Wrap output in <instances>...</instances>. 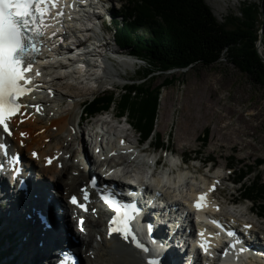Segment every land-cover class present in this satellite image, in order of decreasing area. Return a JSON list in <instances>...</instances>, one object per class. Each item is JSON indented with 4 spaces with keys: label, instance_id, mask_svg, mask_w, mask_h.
Returning <instances> with one entry per match:
<instances>
[{
    "label": "rangeland",
    "instance_id": "rangeland-1",
    "mask_svg": "<svg viewBox=\"0 0 264 264\" xmlns=\"http://www.w3.org/2000/svg\"><path fill=\"white\" fill-rule=\"evenodd\" d=\"M109 1L113 5V9L108 11L107 15L105 13L106 18L109 20L111 14L117 15L121 19L122 9L120 5L123 2L127 3L128 0ZM110 2H107V4H110ZM207 2L212 7L218 20L225 22L228 16L242 17V7L251 3L258 4L260 0H207ZM108 24L109 26H106L108 29L98 34L103 41L106 40L110 45V49L112 47L113 50H118L121 53L120 61L111 63L113 72L120 75L119 82L108 84L106 81L100 83V81H86L72 77L58 81L57 85L63 86V88L66 87L67 83L78 85V87L71 90V93L76 99L83 102L75 109L72 117L73 123L78 122L81 111L84 113L85 104L90 99L105 90L115 91L120 96L121 88L129 83V79L137 78L138 71L143 68V62L129 56L128 51L115 45L111 24L110 22ZM235 27L232 23L228 24L230 29ZM122 58L127 60L131 58L133 62L124 64ZM155 74L156 78L152 81L153 86L163 85L164 81L172 76H175V79L171 84L160 88L161 98L156 120L157 126H155V132L152 136L144 140L146 142L139 146L140 148H147L151 144L149 150L142 152V154L138 153L140 155L138 160L139 171L143 176L146 175L147 162L150 163L152 158L161 156L163 163H167V159L171 157L177 163L182 160L186 164L185 167L182 166L181 170L187 176L181 183L182 187L189 184V182L203 184V180L210 181L208 174L226 175L229 178L221 186L222 188H220L218 194L216 193V197L225 201L226 210H230V208L232 210V206H240L243 211L247 208V212L243 214L245 219L251 220L259 227L264 228V219L256 216V213H260L258 204L242 199L243 190L240 188L244 184L250 185L257 179V176L260 177V183H264V163L259 164V160L264 162V87L253 83L247 75L237 70L225 57L209 67H188ZM70 103L69 100L64 101L66 109L71 107ZM116 111L118 110L115 107L104 115L107 118L113 117L112 126L116 127L117 130H120V128L127 129L124 133L128 132L129 137L134 142L138 140L141 137L140 132L135 129L134 125L130 126L126 118H121L118 114L116 120L114 117ZM84 117H86L85 114ZM85 124L84 126H86ZM51 130L57 131V127L53 126ZM75 130L77 132L76 127ZM205 130H209L208 138L204 137ZM112 132L113 130L110 131V134ZM158 134L161 136L165 148H168V152L163 151L165 149H154L153 143ZM203 137L207 141L203 140ZM47 139L46 142H49ZM72 143L78 152H76V155L79 159L81 147L77 140L73 139ZM88 149L94 152L92 146H89ZM187 156L192 159L186 162L182 158ZM232 158L234 165L230 167L229 164ZM212 166L213 169L209 171ZM168 167L169 165L166 164L159 169L162 174L166 172L165 175L168 176L166 180L171 179V171L168 172ZM249 167L255 171L249 172L241 182L236 181L242 169L248 172ZM229 168H232L233 172ZM173 171L174 176H172V179H177L178 172L176 169ZM155 177L158 180L157 176ZM86 178H89V174L86 175ZM123 179H125V176ZM52 189H54L52 186L49 187L48 192ZM249 209H251V212H249ZM0 228H4L2 224H0Z\"/></svg>",
    "mask_w": 264,
    "mask_h": 264
},
{
    "label": "bare ground",
    "instance_id": "bare-ground-1",
    "mask_svg": "<svg viewBox=\"0 0 264 264\" xmlns=\"http://www.w3.org/2000/svg\"><path fill=\"white\" fill-rule=\"evenodd\" d=\"M74 26L77 25H73V27ZM71 30L72 29H69L67 26V34L70 33ZM98 33L99 30L95 29V39L99 36ZM106 47L110 50V45L108 43H106ZM96 49H101V47L98 46ZM59 59L58 55L49 53L45 63L52 62L53 64H57L59 63ZM87 59L92 60L95 58L86 56L85 60ZM95 61L96 63L98 62L97 59H95ZM122 61L124 64H131L133 62L131 58H129V60L122 58ZM100 62L101 64H91L90 62V64H88L90 68L87 69L85 67L80 69V66L71 64L70 68H72V70H70L69 75L64 73L66 72L65 69H62L63 67H66V65L50 64L47 66L44 70L48 72L46 76L49 79L45 82L44 92L38 94V96H36L31 102L35 107H40L39 109L42 110L43 116L36 115V110L33 108L29 111L31 113L27 115L25 122H17L18 119H14L12 122L14 129L17 130L13 131L12 135L8 138L15 148L21 149L24 156L30 158V161L34 163L31 166V171L34 173L35 179L31 178L30 180L37 179V184H34L33 190L31 189L30 191L31 193H25L22 199L16 189L5 187V184L0 180V187L4 186L8 190V192L0 190V217L3 218L1 224L4 229L8 228L20 234L22 245L16 249L19 253L23 252L22 262L20 264H49L53 257L52 253L54 246L58 243V236L59 240L61 239L62 241H65V235L62 232L63 228L61 226H65L67 231L71 232L73 235L75 234L76 238L80 240L78 248L85 264H145L144 259L140 257L139 252L135 251L134 246V243L136 244L137 242L142 241L140 235L137 236L136 233L135 239H131L129 244L126 240L117 239V236H114V234H108L107 222L109 221V218L107 217V214H105L104 208L101 204L95 200L92 201L91 209L88 214L85 215L88 216V221L86 220L84 223L85 233L82 234L77 230V220L74 219L76 213L75 208L68 203H65L70 194H81L80 187L83 185L84 180L86 183L87 174H97L98 169L106 164L109 166L113 165L112 167L118 165L122 166L126 171V175L133 172L132 165L137 169L139 168L138 160L140 155L134 151L128 154H123L121 151L124 149L127 152L129 147L135 146L141 139L139 138L134 142V140L130 138L127 141L124 140V143L120 145L119 140L126 139V136L129 137V133H124L127 129L120 128V131L113 126L111 128H114L121 133L117 135L115 141L103 139L104 141L100 143V151L97 155H93L88 149L85 156H79V159H77V150L73 147L71 141V138L74 135V123H76L72 122V117L74 116L75 109L80 106L83 101H79L71 93L72 89L78 87L77 84L67 83L65 88H63V86L60 87L57 84L58 81L65 78L69 79L71 77L86 81H100V83L104 81L108 84L118 83L120 75L113 72L111 63L104 59ZM68 76L71 77L67 78ZM50 92L53 96L48 95ZM67 100L71 101V107L66 109L64 101L66 102ZM115 115L117 116V113H115ZM78 122L80 123L81 119L78 120ZM53 126L57 127V131L54 132L51 130ZM21 131L26 133V138L24 140L18 136ZM109 131L111 130H107V133ZM46 138H48L47 140L49 142H46ZM56 140H58L57 143L53 145ZM21 141L24 142L25 146L20 145ZM107 146L110 147L109 150H106ZM25 149L26 151L24 152ZM112 150L116 151L117 155L109 157V153H111ZM34 153L37 154L36 159L32 157ZM55 154H60V158L57 161H52V165L47 164V157L49 156L53 158ZM100 158L104 159L98 165ZM174 161V158H172V162ZM59 165L62 167L59 168ZM148 167V173H152L151 166ZM140 168L142 167L140 166ZM181 169L178 168L177 170L178 173L176 177H178L179 180L187 177L185 176V172L181 171ZM165 173L166 172H163V174ZM141 174L142 173H140L139 176L134 172L133 176L137 178L136 180H141V182H143L145 174L144 176ZM170 175L172 179L174 174L171 173ZM152 176H155V174L151 175V177ZM157 176L158 180L156 177L153 179H156L158 181L156 185H159L166 178V175ZM202 182L203 184H190L189 188L192 189L198 185L205 186L208 183L204 180ZM51 186L54 188L51 190L53 198L57 201H61V207L65 209L66 216L64 215V217L67 220L69 219V222L67 223H58L60 219L59 214H56L54 206L48 204V188ZM18 199L21 200V202H19ZM214 203L223 208V206L217 203V201ZM36 205L39 209L49 213V220L53 224L52 226H54L55 232L54 229L46 230V228L43 227V224H41V220L36 215L33 216L35 221L26 218V212H31L30 207ZM226 211L236 218L238 217V214L241 213L237 210L231 209ZM196 216L199 219L207 220L202 212H198ZM149 217L155 223L154 228H152L150 232H152L153 236L156 235L159 237L162 245H166L167 248L165 252L161 253L157 245H150L151 243L142 241L141 243L145 242V245L148 247L146 251L142 250V254H147L149 256V253L152 251L158 262H160L161 259H164L166 261L165 264H185L186 259L183 263V254L180 251H175L173 249L169 236L170 234H168L162 225L156 221L155 213L149 214ZM252 222L253 221H246L247 224L257 225L255 222ZM141 233L146 235L147 231L143 228ZM245 244L247 246L252 244L258 250H261V246H264V244L259 243L257 238L253 235L245 240ZM175 248L177 249V247ZM226 256H230L229 250H227ZM226 256L221 259L220 264H245L247 262L243 260L239 253L236 254V257L239 258L236 262L232 261V257L226 259Z\"/></svg>",
    "mask_w": 264,
    "mask_h": 264
},
{
    "label": "trees",
    "instance_id": "trees-1",
    "mask_svg": "<svg viewBox=\"0 0 264 264\" xmlns=\"http://www.w3.org/2000/svg\"><path fill=\"white\" fill-rule=\"evenodd\" d=\"M121 7V19L116 17L111 26L115 44L143 62V68L137 78L129 79L121 88L120 96L105 90L90 99L84 110L88 114L116 107L117 114L127 118L147 140L157 126L160 88L175 79L172 76L163 85L153 86L155 73L209 67L224 57L253 83L264 87V61L256 47L264 24V0L242 7V17L228 16L225 22L218 20L207 0H128ZM230 23L236 27L228 28ZM204 137H209V130H205ZM154 144L165 148L159 134ZM232 165L233 158L229 166ZM254 171L251 167L248 172L242 169L236 180L241 182ZM242 190L244 197L258 204L264 218V183H260V177L248 186L244 184ZM7 239V235L0 233V264H6L2 259L9 252L4 250Z\"/></svg>",
    "mask_w": 264,
    "mask_h": 264
},
{
    "label": "snow or ice",
    "instance_id": "snow-or-ice-1",
    "mask_svg": "<svg viewBox=\"0 0 264 264\" xmlns=\"http://www.w3.org/2000/svg\"><path fill=\"white\" fill-rule=\"evenodd\" d=\"M54 7H56L54 0H0V127L5 133L10 134L7 123L9 117L20 110L18 97L31 91L28 85L32 79L29 75L32 63L26 62L23 58L39 51L36 47V38L48 27L45 16ZM57 15L62 13L57 12ZM36 75H40L39 71ZM84 197L87 200L86 192ZM101 199L117 213L112 217L117 226L110 228L109 231L123 233L126 236L129 218L126 206L119 205L109 197L102 196ZM199 199H204L203 194ZM72 203H77L75 196L72 197ZM79 206L84 207L83 204ZM196 206L200 207L199 202ZM228 235L231 236L233 233L229 231ZM150 264H155V261Z\"/></svg>",
    "mask_w": 264,
    "mask_h": 264
},
{
    "label": "water",
    "instance_id": "water-1",
    "mask_svg": "<svg viewBox=\"0 0 264 264\" xmlns=\"http://www.w3.org/2000/svg\"><path fill=\"white\" fill-rule=\"evenodd\" d=\"M263 31H264V24L262 25L261 31H260V37L258 44L256 45L258 53L262 57V60L264 61V53H263Z\"/></svg>",
    "mask_w": 264,
    "mask_h": 264
}]
</instances>
